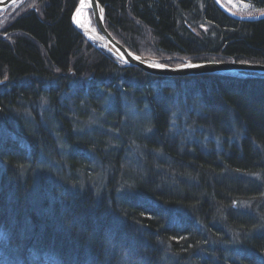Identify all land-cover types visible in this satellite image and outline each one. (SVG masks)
I'll return each mask as SVG.
<instances>
[{"label": "trees", "instance_id": "16d2710c", "mask_svg": "<svg viewBox=\"0 0 264 264\" xmlns=\"http://www.w3.org/2000/svg\"><path fill=\"white\" fill-rule=\"evenodd\" d=\"M78 1L23 0L0 14V264H264V188L245 173L261 163L255 143L239 138V157L230 137L239 115L264 143V98L246 101L223 79L97 67L73 31ZM98 1L125 45L143 53L150 42L146 56L264 62V19L233 21L213 0ZM232 2L264 10V0ZM36 3L42 14L20 11ZM53 67L101 79L96 100L62 85ZM242 82L264 92V79ZM112 137L137 148L114 149ZM178 164L196 166L199 180L182 178ZM204 193L221 200L209 205Z\"/></svg>", "mask_w": 264, "mask_h": 264}, {"label": "bare ground", "instance_id": "6f19581e", "mask_svg": "<svg viewBox=\"0 0 264 264\" xmlns=\"http://www.w3.org/2000/svg\"><path fill=\"white\" fill-rule=\"evenodd\" d=\"M23 0H20L19 2H22ZM228 3L226 2H223L220 0V2L223 3L224 7L228 10H231L232 12L234 11V13L237 14V16H239L241 19H244V17L246 16H251V17H255V16H263L262 14H264V12L260 13V14H249L250 12H254V11H250V10H244V11H241L240 9L238 10H234L232 9V0H226ZM80 3V0L77 2V5L75 7V10L77 9L78 5ZM213 3L214 0H213ZM101 5V4H100ZM14 6V5H13ZM102 6V5H101ZM215 6L217 7L218 11L220 13H222L223 15L227 16L229 19L231 18L230 16H228L226 13H224V11L220 10V8H218V6L216 5L215 3ZM12 7V6H11ZM10 8V7H9ZM103 8V13H102V16H103V19H104V23H103V29L106 31V33L108 35H110L111 38H113V40L117 41L118 43H120L125 49H128L130 50L134 55L136 56H140L142 58H151L154 60V62L157 64V65H162V66H165V67H177V66H182V64L185 65L186 64H189V63H203L202 61H199L200 59H198V57H203V56H192L190 58V56L186 57V56H181V57H177V56H170V58H168L167 56H162V57H153V56H146V45L149 46L148 44H150V42L148 43H145L144 42H140V45L143 46V49H145L144 51L145 52H137L136 50L130 48L128 45H125V43H123V41L121 39H119L118 37H120V35H114L112 33L111 30H115L116 28H114V26H112V21L111 20H108V18L105 17V8L102 6ZM8 9V8H7ZM29 9V10H28ZM86 9H81L79 10V13H78V17H77V21H78V24L80 26H75L73 24V31L75 32H78V34L82 37V40L84 41H87V43H89L91 46V54H94V62H98L97 63V67L99 66H115V62L122 65V66H125V67H130V68H134V69H140L141 71H143L140 67H135L133 65H131L129 62H125L123 60H121L117 55H115V52L112 50V47L109 45V40L107 39V34L105 32H103L95 23V19H93V26H88L89 25V22H90V19H88V16L87 14L85 13ZM5 11V10H3ZM3 11H0V14L3 13ZM20 11L26 13V15H31L33 12H35L36 14H42L41 12V8H39V4H33V5H27L23 8L20 9ZM87 11V10H86ZM19 14V13H18ZM199 19V18H198ZM233 21H238V22H243V23H253L255 21H258V20H262L264 19L261 18V19H258V20H255V21H248V20H245V21H240L236 18H231ZM73 23V22H72ZM110 27V28H109ZM75 29V30H74ZM87 30L88 32H90V30L93 32H91L89 35L87 33ZM0 35L4 36V37H7L6 34L0 32ZM149 35V34H148ZM148 35H141V38H143L144 40H148L149 38ZM77 41H80V39L78 38ZM151 51H155L157 49H155L154 46L150 47ZM207 52V49H205V53ZM211 54H207V57L211 58L210 57ZM195 59H194V58ZM179 59H184L183 62L179 61ZM212 59H214V61H217V62H231V61H235L233 60L232 58H224V57H220V56H214ZM77 61V60H76ZM80 62V60H78ZM212 61V60H211ZM213 61V62H214ZM238 62H243V63H252L253 65L255 66H264V62H260V61H257V62H251V61H239V60H236ZM235 61V62H236ZM55 69V73L57 75H60L62 77L58 78L57 81H59L62 85L65 84V85H73L74 83L78 86V92L79 94H83L85 95V97H87L89 100H96V93L98 92L97 88L98 87L97 85L99 84L98 81L100 80H97L96 81H91V80H88L86 74L83 76V80H80L78 77H77V81L75 80V77L72 75V74H62L57 67H53ZM211 71H214V72H210L208 74H198L196 72H193L194 75H182L181 77H178V76H171V77H165V76H160V75H157V74H152L150 73L153 77H156L158 78L157 81H165V82H169L167 81L165 78L167 79H171V78H174V79H184V80H189L190 82L193 81V80H197V79H201V80H212V79H216V80H219V79H223L224 82L226 83H230V88L229 90L226 88L225 89V83H219V82H215L218 87L220 88V90L225 89L227 91H232V92H235V93H239L240 96L243 97V99H245L246 101H249L251 103H255L257 101H259V99L261 98H264V92H257L255 90V87L250 84V83H244L242 82V80H244L245 78L247 77H250V78H254V79H264V77H261V76H250V75H247V76H244L243 74L241 73H233V72H229L228 70L226 69H222L224 72H219L220 70L217 69V68H213V67H210L209 68ZM145 73H147L146 71H143ZM134 73V71L132 70V74ZM149 74V73H147ZM149 74V75H150ZM109 76V75H108ZM89 79H90V75L88 76ZM212 78V79H211ZM101 83V82H100ZM163 84V83H161ZM161 84H158L159 86H161ZM165 85H170V84H165ZM130 91V90H129ZM131 94V93H130ZM200 94L199 91L195 92L192 96H198ZM129 97V95H127ZM201 112L204 116L208 115V111H205L204 109H201ZM135 115V114H133ZM126 120V117L123 118V122ZM233 121L235 122L236 126L238 127V130L234 131V134L232 133L230 137H232L233 141L236 142V146L238 147L236 150L239 154V157L241 156L240 154H245L244 152H241L242 151V147H244V142H242L243 140L244 141H248V142H253L255 143V148L252 150L255 154H256V157L257 158L256 160L257 161H260L261 164H258V166H255L257 165V163L255 162V160L251 161V165L250 166H246L247 169H245V173L246 174H249L257 179L258 182L262 185V187L264 188V170H263V166H264V143L263 141H259L256 137L252 136L251 132L248 131V128L246 126V122L245 120H241L239 115L237 117H235L233 119ZM94 123V122H93ZM95 124V123H94ZM125 128H129L132 123H128V122H124L122 124ZM145 126H141V128H139V130L141 131L142 129H144ZM101 132H103L102 129H99ZM116 135H120L121 134V131H116L115 132ZM241 135H242V138H241ZM239 138L241 139V142H242V147L241 146V142L238 141ZM109 142H110V145L112 148L114 149H118L120 151H126V152H129V153H132V151H134V149H136L137 147L133 146V145H126L123 141L121 140H117V139H113L110 138L109 139ZM215 143L214 144V152H216L218 154V152H223L224 153H227V151H225L224 149V146L221 144V143H217V142H213ZM178 153V151H177ZM263 156V157H262ZM242 157V156H241ZM262 157V159L260 158ZM262 161V162H261ZM178 167L180 168V174H181V177H188L189 178V181H192V182H195L196 180H199L196 179V177H192V173L190 171H193L195 167L196 169V166H193V165H189V164H178ZM262 196L264 195V189H262V192L260 193ZM203 198H205L208 202L209 205H212V204H215L217 205L221 198L220 199H216V198H210L206 193H204V196ZM264 198V197H262ZM210 201V202H209ZM237 203H239V205H245L247 207H251L255 212H258L259 209H261L260 207V204L255 200V201H251L249 202L248 200H242V201H238ZM236 203V204H237ZM149 205L150 207H162L160 203H157L156 200H150L149 202ZM152 209V208H151ZM167 209V208H166ZM175 211H178L176 209H174ZM152 211V210H151Z\"/></svg>", "mask_w": 264, "mask_h": 264}, {"label": "water", "instance_id": "95a60500", "mask_svg": "<svg viewBox=\"0 0 264 264\" xmlns=\"http://www.w3.org/2000/svg\"><path fill=\"white\" fill-rule=\"evenodd\" d=\"M20 0H0V11L6 10L7 8L16 5ZM218 8L220 10L224 11L228 16L231 18H236L240 21H255L258 19H261L264 17L263 16H246L244 19H241L239 16H237L234 11L232 12L231 10H228L224 7L223 3L220 2V0H214ZM89 9L92 12V17L95 19L96 25L106 33V31L103 29V23L104 19L102 16L103 13V8L100 5L98 0H80V3L77 7V9L74 11L71 20L75 26H80L78 24L77 16L79 13V10L81 9ZM87 31V30H85ZM87 31L88 35L91 33ZM93 33V32H92ZM107 34V33H106ZM107 39L109 40V45L112 47V50L115 52V55H117L121 60L125 62H129L131 65L135 67H140L143 71H146L147 73H152V74H157L160 76H165V77H171V76H178L181 77L182 75H194L193 72L200 73V74H208L211 71L209 68L210 67H215L219 69V72H224L222 69H226L229 72L233 73H241L244 76L250 75V76H261L264 77V66H255L252 63H243V62H238V61H231V62H217V61H203V63H189V64H182V66H177V67H165L162 65H157L153 59H145L140 56L134 55L130 50L125 49L120 43L117 41L113 40V38L110 37V35L107 34Z\"/></svg>", "mask_w": 264, "mask_h": 264}, {"label": "rangeland", "instance_id": "374dc122", "mask_svg": "<svg viewBox=\"0 0 264 264\" xmlns=\"http://www.w3.org/2000/svg\"><path fill=\"white\" fill-rule=\"evenodd\" d=\"M221 1H223V2H226V3H228L226 0H221ZM24 6H22L21 8H23ZM14 9V10H13ZM12 10L13 11H10V15H16L15 13V10H17L18 9V7L17 8H13ZM86 9V8H85ZM87 10V11H86ZM86 10H84L85 11V13L87 14V16H88V19H90V22H89V25L88 26H93L94 24H93V17H92V12L89 10V9H86ZM262 12H264V10H258V11H255V12H250L249 14H260V13H262ZM78 17V16H77ZM4 18H6V16L4 17ZM3 15H0V25H3V23L1 24V20L3 21ZM179 61H181V62H183L184 61V59L182 60V59H179ZM203 62V61H202Z\"/></svg>", "mask_w": 264, "mask_h": 264}, {"label": "snow or ice", "instance_id": "6c2138e0", "mask_svg": "<svg viewBox=\"0 0 264 264\" xmlns=\"http://www.w3.org/2000/svg\"><path fill=\"white\" fill-rule=\"evenodd\" d=\"M82 4H83V0H82Z\"/></svg>", "mask_w": 264, "mask_h": 264}]
</instances>
